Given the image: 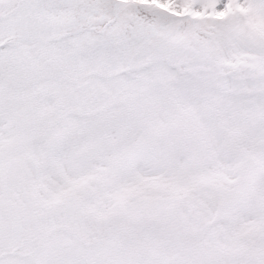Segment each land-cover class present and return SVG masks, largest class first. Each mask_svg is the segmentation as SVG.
<instances>
[{
    "label": "snow or ice",
    "instance_id": "6c2138e0",
    "mask_svg": "<svg viewBox=\"0 0 264 264\" xmlns=\"http://www.w3.org/2000/svg\"><path fill=\"white\" fill-rule=\"evenodd\" d=\"M0 264H264V0H0Z\"/></svg>",
    "mask_w": 264,
    "mask_h": 264
}]
</instances>
